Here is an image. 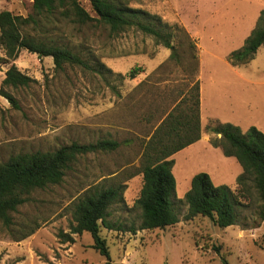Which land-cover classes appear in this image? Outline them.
<instances>
[{
	"label": "rangeland",
	"instance_id": "obj_1",
	"mask_svg": "<svg viewBox=\"0 0 264 264\" xmlns=\"http://www.w3.org/2000/svg\"><path fill=\"white\" fill-rule=\"evenodd\" d=\"M32 2L0 0V12L26 17L33 13ZM79 2L91 13L87 0ZM128 4L188 35L182 44L177 38L172 42L178 62L170 58L171 49L156 46L150 36L136 30L112 36L95 22L80 25L54 16L32 35L67 46L82 57L96 56L113 74L108 82L77 67L55 70L50 57L41 59L24 50L13 63L32 83L3 89L17 108L0 95V162L73 142L113 139L120 146L113 152L79 156L59 184L27 195L12 217L17 225L36 229L13 241L0 225V264H106L92 249L89 233L71 234L72 205L90 187L107 186L115 176L126 189L122 201L108 210L106 221L113 228H100L111 264H264V206L252 183H247L246 193L240 191L236 179L241 166L212 147L210 139L215 136L206 132L208 122L215 120L243 131L254 126L264 134V45L245 65L232 67L226 60L254 28L264 0H128ZM200 64L206 126L199 141L171 157L179 221L163 230H139L140 212L134 203L142 186L138 171L144 144L177 105L182 114L189 113L187 99L193 85L199 84ZM8 67L0 60V89ZM136 67L141 71L134 79H117ZM201 172L214 185H226L237 194L234 226L221 229L202 217L185 220L183 197L192 177ZM131 174L135 175L127 178ZM67 235L73 242L65 240Z\"/></svg>",
	"mask_w": 264,
	"mask_h": 264
},
{
	"label": "trees",
	"instance_id": "obj_2",
	"mask_svg": "<svg viewBox=\"0 0 264 264\" xmlns=\"http://www.w3.org/2000/svg\"><path fill=\"white\" fill-rule=\"evenodd\" d=\"M91 13L86 11L79 0H33V13L26 17L9 11L0 12V47L3 63L9 64L1 83L0 95L17 108L15 99L3 89L25 88L32 80L22 74L13 64L20 51L35 54L38 58L50 57L55 70L65 66L77 67L95 73L108 82L112 72L94 56L82 57L79 52L52 40L35 37L31 31L57 16L69 19L76 24L97 23L103 25L112 36L128 30H136L150 36L156 46L171 49L170 58L178 62L177 51L173 46L175 38L188 41V35L175 24L164 22L161 17L141 9L131 8L128 0H87ZM179 33V35H177ZM264 45V9L260 12L254 28L243 45L232 51L226 58L228 64L237 67L249 63L259 48ZM140 68H132L117 79H134ZM109 84V83H107ZM189 113H181L177 105L155 128L145 142L138 174L142 176V186L134 207L140 212L139 230H163L179 221L176 211L175 179L172 173L173 154L196 143L201 138L200 127V88L196 82L187 99ZM185 103V100L184 102ZM185 105V104H184ZM206 132L215 136L210 145L220 148L225 157H233L239 163L242 173L236 184L240 191L247 192V183H252L257 197L264 206V134L251 126L243 131L230 123L210 120ZM120 143L113 139H103L95 143L73 142L54 151L19 153L0 162V225L13 241L29 237L36 227L28 224L17 225L12 217L26 196L33 190L57 185L65 176L66 170L79 156L87 153L113 152ZM129 175L127 178L134 176ZM107 186L90 187L73 203L71 234L89 233L92 249L111 264L109 249L100 235L101 226L112 229L106 218L109 208L121 202L126 189L116 176ZM187 205L185 220L196 217L206 218L218 228L234 226L238 221L237 194L226 185H214L206 173H198L191 179V186L183 197ZM264 218V214L262 215ZM15 232V233H14ZM66 241L73 242L70 235Z\"/></svg>",
	"mask_w": 264,
	"mask_h": 264
},
{
	"label": "crops",
	"instance_id": "obj_3",
	"mask_svg": "<svg viewBox=\"0 0 264 264\" xmlns=\"http://www.w3.org/2000/svg\"><path fill=\"white\" fill-rule=\"evenodd\" d=\"M199 63H200V62H199ZM201 76H202V75H201V64H200V65H199V71H198L199 88H200V106H199V112H200V127H201V129H202V128L205 127L206 125H203V108H204V105H203V104H204V101H203V89H202V85H201V83H200ZM211 119H212V118H211ZM201 131H202V130H201ZM202 135H203V134H202ZM201 137H202V136H201ZM200 139H201V138H200ZM192 145H193V144L187 146L186 148H184V149L178 151L177 153H180V152L185 151L186 149L190 148ZM174 155H176V153L172 155V158H173ZM140 176H141V175H140ZM141 179H142V176H141Z\"/></svg>",
	"mask_w": 264,
	"mask_h": 264
}]
</instances>
